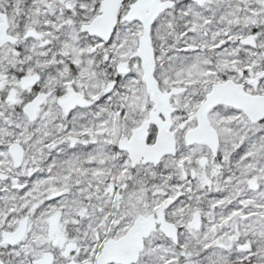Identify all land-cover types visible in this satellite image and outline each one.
Instances as JSON below:
<instances>
[{"label":"snow or ice","instance_id":"1","mask_svg":"<svg viewBox=\"0 0 264 264\" xmlns=\"http://www.w3.org/2000/svg\"><path fill=\"white\" fill-rule=\"evenodd\" d=\"M0 264H264V0H0Z\"/></svg>","mask_w":264,"mask_h":264}]
</instances>
